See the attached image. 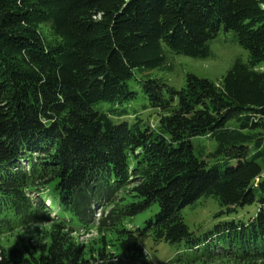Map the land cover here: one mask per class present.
<instances>
[{"label": "trees", "instance_id": "1", "mask_svg": "<svg viewBox=\"0 0 264 264\" xmlns=\"http://www.w3.org/2000/svg\"><path fill=\"white\" fill-rule=\"evenodd\" d=\"M221 33L248 58L217 84L150 77ZM208 197L219 219L190 230ZM43 223L46 243L0 245V264H85L71 234L91 227L137 264L142 237L176 264H264V0H0V237Z\"/></svg>", "mask_w": 264, "mask_h": 264}, {"label": "rangeland", "instance_id": "2", "mask_svg": "<svg viewBox=\"0 0 264 264\" xmlns=\"http://www.w3.org/2000/svg\"><path fill=\"white\" fill-rule=\"evenodd\" d=\"M38 29L45 40L51 39L48 26H40ZM210 50L212 55L206 59H193L183 55L169 53L167 54V64L171 65L172 68L170 70H154L150 73V77L160 78L178 89L185 85V75L188 73L201 78H207L217 84L236 58H240L243 62H246L248 58L247 52L231 41L229 33H221L213 40L210 43ZM210 145H205L206 151L213 148L214 144L210 143ZM220 210L221 208L214 198H202L193 205L184 208L182 217L188 228L197 232L198 230L202 231L213 225L219 219L215 215ZM254 213L255 208L253 206H246L231 213L228 215V218H248L249 215ZM97 214H99L98 209ZM49 231V223L16 227L14 230L6 232L0 237V245L4 249L38 248L48 241L46 234ZM71 237L73 241L84 247L85 264H137L133 259H127L122 254L119 248L120 241L115 233L101 231L96 227H91L81 233H73ZM139 240L145 253V256L142 258L145 264H176L172 261L177 253L176 248L165 243L154 244L150 237H142ZM194 264L246 263L226 256L212 258Z\"/></svg>", "mask_w": 264, "mask_h": 264}]
</instances>
